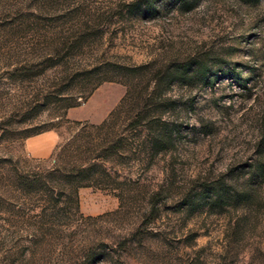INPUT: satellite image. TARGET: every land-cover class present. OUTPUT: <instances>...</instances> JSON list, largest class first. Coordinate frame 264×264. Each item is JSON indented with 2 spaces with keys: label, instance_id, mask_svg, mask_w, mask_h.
<instances>
[{
  "label": "rangeland",
  "instance_id": "obj_1",
  "mask_svg": "<svg viewBox=\"0 0 264 264\" xmlns=\"http://www.w3.org/2000/svg\"><path fill=\"white\" fill-rule=\"evenodd\" d=\"M136 1L0 0V264H264V0Z\"/></svg>",
  "mask_w": 264,
  "mask_h": 264
},
{
  "label": "crops",
  "instance_id": "obj_2",
  "mask_svg": "<svg viewBox=\"0 0 264 264\" xmlns=\"http://www.w3.org/2000/svg\"><path fill=\"white\" fill-rule=\"evenodd\" d=\"M57 142V132L48 130L27 138L25 146L29 155L37 158H47L54 152Z\"/></svg>",
  "mask_w": 264,
  "mask_h": 264
},
{
  "label": "trees",
  "instance_id": "obj_3",
  "mask_svg": "<svg viewBox=\"0 0 264 264\" xmlns=\"http://www.w3.org/2000/svg\"><path fill=\"white\" fill-rule=\"evenodd\" d=\"M158 0H137L134 5L140 6L144 4L146 6V11L149 13H156L158 10L156 8ZM216 79V77L214 78Z\"/></svg>",
  "mask_w": 264,
  "mask_h": 264
}]
</instances>
